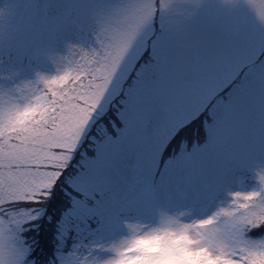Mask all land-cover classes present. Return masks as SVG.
Wrapping results in <instances>:
<instances>
[{
  "label": "rangeland",
  "instance_id": "rangeland-1",
  "mask_svg": "<svg viewBox=\"0 0 264 264\" xmlns=\"http://www.w3.org/2000/svg\"><path fill=\"white\" fill-rule=\"evenodd\" d=\"M62 181L38 253L29 225L50 219L37 196ZM256 225L264 0H0V264H115L156 233L169 238L136 264H214L173 233L228 258L215 264H264Z\"/></svg>",
  "mask_w": 264,
  "mask_h": 264
},
{
  "label": "trees",
  "instance_id": "trees-1",
  "mask_svg": "<svg viewBox=\"0 0 264 264\" xmlns=\"http://www.w3.org/2000/svg\"><path fill=\"white\" fill-rule=\"evenodd\" d=\"M54 96V95H53ZM55 98V96L53 97V99ZM55 100V99H54ZM106 119L104 122L106 123V125L110 128L112 121L114 120L115 122L119 123L120 119L118 118V115L115 114V111L110 110L106 115H104L102 117V119ZM110 118L112 119V121L110 120ZM205 118V117H203ZM202 117L195 120L194 122H192L191 124L187 125V126H183L182 127V132L185 131V134L180 135V139H189L191 140L194 135H195V128H199L198 131L201 133L200 129L203 131V124H202ZM98 119V118H97ZM103 119V120H104ZM98 124V120L97 123ZM97 130V129H96ZM96 130H92L91 134L95 135L96 138L99 137V134ZM89 136L88 139L85 140L83 142V144L81 145V148L83 147L85 150L88 149L89 151H93L94 149V142L91 143V145H89ZM89 145V148H87ZM72 167V166H71ZM75 169V167L73 166V170ZM73 170H71L70 172H72ZM69 171V170H68ZM69 172V173H70ZM67 183L65 181H62L61 186L56 189L54 188L53 190H50L49 192L52 191V195L50 194V197H47L45 194L42 195H38V199L37 202L40 204V207L44 208V218H47L49 216L50 221L45 223V219H43L41 224H38V226L35 225V222H32L29 225V238L32 241V243H37V250L38 253L39 251H41L44 247V243L46 242V239H48L47 242H49L50 237L52 236L53 238H55L52 234V226L54 224V222H56V220L58 219V216L60 215V205L63 204L66 201V195L64 194V191L61 187L66 186ZM34 201L33 199L30 200H25L24 204H32ZM38 204V205H39ZM47 210V212H46ZM27 231V232H28Z\"/></svg>",
  "mask_w": 264,
  "mask_h": 264
},
{
  "label": "snow or ice",
  "instance_id": "snow-or-ice-1",
  "mask_svg": "<svg viewBox=\"0 0 264 264\" xmlns=\"http://www.w3.org/2000/svg\"><path fill=\"white\" fill-rule=\"evenodd\" d=\"M161 28H164L163 23L161 24ZM152 59L153 61H157L158 57L155 54L154 48H145L143 51V54L140 57V60H148ZM139 63V62H138ZM99 203V202H97ZM102 227L103 225L100 224ZM257 228L264 227L262 225H256ZM173 240H183L187 239V247L189 248V251L192 253V259L195 260H205L210 259L214 262L219 260H225L228 259L227 257H209L205 255H198V253L204 252L206 253L207 250H198L191 248V244L194 243L192 238L190 236L187 237H176L175 233L171 234ZM169 238V234L167 233H156V234H147L140 237H137L133 243L126 249L123 250L125 254H122L118 260L115 261V264H136L137 261L144 258V253L146 251L155 252L160 249V246ZM135 252L137 255H127V253ZM228 264H243L241 260L237 259H231L228 260Z\"/></svg>",
  "mask_w": 264,
  "mask_h": 264
}]
</instances>
